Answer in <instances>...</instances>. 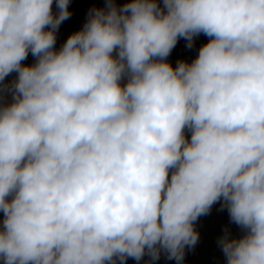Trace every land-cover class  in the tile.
I'll return each instance as SVG.
<instances>
[{
	"label": "clouds",
	"instance_id": "9594fccd",
	"mask_svg": "<svg viewBox=\"0 0 264 264\" xmlns=\"http://www.w3.org/2000/svg\"><path fill=\"white\" fill-rule=\"evenodd\" d=\"M69 2L0 0V261L183 264L219 203L264 264V0H105L57 50Z\"/></svg>",
	"mask_w": 264,
	"mask_h": 264
},
{
	"label": "rangeland",
	"instance_id": "374dc122",
	"mask_svg": "<svg viewBox=\"0 0 264 264\" xmlns=\"http://www.w3.org/2000/svg\"><path fill=\"white\" fill-rule=\"evenodd\" d=\"M131 2V0H114L116 5L122 6L125 3ZM162 2V0H158ZM105 6V0H70L69 11L71 16L69 19L63 21L57 32L56 49L58 50L67 40V38L76 31H79L87 19L89 9L103 8ZM53 11H56L55 0L53 3ZM208 37L204 34H200L194 40V46L191 49L186 48V41L183 38L178 39L176 46L171 51L168 61L173 68L176 67L178 60H185L191 62L198 55L199 48L208 42ZM26 65L34 63V57L29 54L28 58L23 61ZM15 77V73L6 78L7 81H11ZM3 219V213L0 212V221ZM227 226L233 236H239L240 229L234 223L229 220L227 209L220 210V204L213 205L210 214L202 216L196 222V229L200 234V239L193 250L186 249L185 259L183 264H227L224 254L221 248L218 246L217 240L223 234V229ZM148 258L145 257V260ZM145 260H142L140 264H145ZM0 264H3L0 261ZM127 264H136V261L129 258ZM155 264H176L174 260H168L165 255H161L160 259Z\"/></svg>",
	"mask_w": 264,
	"mask_h": 264
}]
</instances>
